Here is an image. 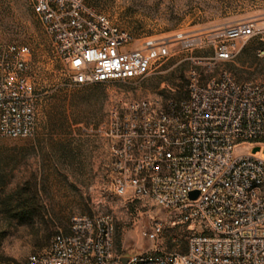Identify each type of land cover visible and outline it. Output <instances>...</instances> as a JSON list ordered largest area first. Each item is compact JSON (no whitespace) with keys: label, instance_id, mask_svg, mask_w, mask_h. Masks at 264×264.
<instances>
[{"label":"built area","instance_id":"built-area-1","mask_svg":"<svg viewBox=\"0 0 264 264\" xmlns=\"http://www.w3.org/2000/svg\"><path fill=\"white\" fill-rule=\"evenodd\" d=\"M32 10L76 84L143 78L192 47L211 54L192 57L206 60L208 76L193 69L185 97L123 100L110 111L106 130L113 192L152 201L174 224H187L186 250L121 255L111 214H74L69 230L26 264H264V69L246 81L223 68L212 74L249 39L264 43V18L178 33L174 48L170 37L138 39L84 0H32ZM257 55L264 57V47ZM29 56L27 45L0 43L2 136L36 132ZM163 229L153 222L144 234L155 239Z\"/></svg>","mask_w":264,"mask_h":264},{"label":"rangeland","instance_id":"rangeland-1","mask_svg":"<svg viewBox=\"0 0 264 264\" xmlns=\"http://www.w3.org/2000/svg\"><path fill=\"white\" fill-rule=\"evenodd\" d=\"M138 39L191 35L226 23L264 18V0H84ZM0 43L29 47V79L35 88L37 128L33 136L0 134V261L26 264L32 253L48 249L52 237L69 230L74 214H111L115 246L121 255L187 248L190 229L152 201L126 199L111 188V142L106 134L112 108L126 99L181 98L191 71L207 77L211 50L188 48L143 78L110 83L76 84L32 10V0H0ZM139 41L135 45H138ZM249 39L240 53L220 69L238 81L256 78L264 69ZM245 150L238 148L237 153ZM153 222L163 233L144 234Z\"/></svg>","mask_w":264,"mask_h":264},{"label":"water","instance_id":"water-1","mask_svg":"<svg viewBox=\"0 0 264 264\" xmlns=\"http://www.w3.org/2000/svg\"><path fill=\"white\" fill-rule=\"evenodd\" d=\"M199 192L198 191H193L191 192L190 196L191 198H196L198 196ZM127 259L123 258L122 261L125 262Z\"/></svg>","mask_w":264,"mask_h":264}]
</instances>
